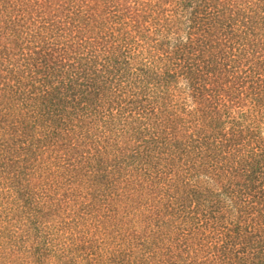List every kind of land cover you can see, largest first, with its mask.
Listing matches in <instances>:
<instances>
[{"label":"trees","instance_id":"obj_1","mask_svg":"<svg viewBox=\"0 0 264 264\" xmlns=\"http://www.w3.org/2000/svg\"><path fill=\"white\" fill-rule=\"evenodd\" d=\"M0 264H264V0H0Z\"/></svg>","mask_w":264,"mask_h":264}]
</instances>
